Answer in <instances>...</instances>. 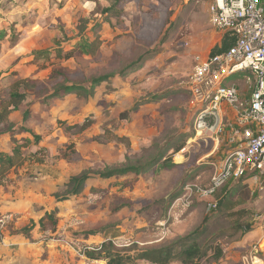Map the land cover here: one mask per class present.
I'll return each instance as SVG.
<instances>
[{
    "label": "rangeland",
    "instance_id": "rangeland-1",
    "mask_svg": "<svg viewBox=\"0 0 264 264\" xmlns=\"http://www.w3.org/2000/svg\"><path fill=\"white\" fill-rule=\"evenodd\" d=\"M115 1L0 0V29L6 30L0 38V87L20 76L40 77L52 84L51 67L34 64L32 51L55 46L54 39L62 38L61 29L68 37L64 45L71 47L81 19L86 17L88 27L99 22L96 33L104 40L102 58L80 68L74 59H54L69 69L71 79L113 72L146 51H157L139 68L102 83L92 96L67 94L38 103L29 95L21 109L11 114L14 127L0 135V150H10L16 140L31 137L22 131L26 127L41 135L40 144L47 148L48 157L41 164L26 163L0 185V264H107L85 256L83 247L106 239L118 247L135 242L142 247L157 246L198 229L205 220L200 238L218 234L225 249L220 264H264V179H248L243 183L247 188L241 186L240 192L236 190L240 184H230L235 196L241 194L244 200L235 208L245 211L238 231L232 228L237 217L229 216L220 206L209 207L198 197L189 209L172 208L175 199L171 200V194L181 188L186 171H198L196 179L188 182L207 184L213 174L211 162L222 156L219 148L200 159L212 151L214 143L211 138L204 140L203 133L194 140L199 111L187 88L197 55L216 53L225 40L233 43L229 34L210 23L211 0H125L119 5L123 10L119 16L105 12ZM246 74L235 73L224 84L239 83L247 89ZM135 105L137 110L130 112L128 119L120 118ZM27 107L31 114L24 122L23 109ZM87 117L93 122L84 132L72 134L66 129ZM224 123L228 125L229 120ZM107 128L128 137L130 145L95 140L94 136ZM176 136L187 138L185 148L174 156V162H183V167L155 166L144 174L92 177L81 193L55 201L54 194L65 188L70 176L87 168L141 161L154 153L155 144ZM71 142L75 152L71 159L63 158V150L71 153L67 149ZM56 206V232H44L37 226L31 239L11 232L10 224L23 227ZM91 230L98 231L85 238L84 233ZM257 242L259 250L253 252Z\"/></svg>",
    "mask_w": 264,
    "mask_h": 264
},
{
    "label": "trees",
    "instance_id": "trees-1",
    "mask_svg": "<svg viewBox=\"0 0 264 264\" xmlns=\"http://www.w3.org/2000/svg\"><path fill=\"white\" fill-rule=\"evenodd\" d=\"M124 1L125 0H116L114 5L105 9V12L113 11L116 16H119L123 11L120 9L119 5ZM80 22L81 24L78 26V31L75 35L77 40L71 43V47L67 48L64 45L63 41L67 40L68 37L64 29H61L62 38L54 39L53 42L55 46L35 49L31 53L33 56L32 62L37 64L39 68H45L46 66L51 67L50 81H54L52 84L47 83L44 79H40V77L20 76L0 87V135L8 132L10 128L14 127L10 116L14 111L21 109V106L29 95L33 96L34 101L38 103H45L67 94L89 97L95 94L96 88L102 83L111 81L116 76H125L128 72L142 66L147 58L157 53V51L153 50L146 51L136 59L125 62L122 67L113 72L101 73L84 80L71 79L68 75L69 69L61 63H55L54 59H74L80 68L82 65L87 67L93 62L100 61L102 58V45L104 40L100 34L96 33L99 22H94L91 27H88L89 19L87 17L81 19ZM5 33L6 30L1 28L0 38L3 37ZM231 40L233 41L232 38ZM231 44L232 42L228 44L225 40L220 50L228 48ZM218 51L219 50L215 52ZM41 60L44 63H41ZM46 63L48 65H46ZM2 73L3 71L0 72V76ZM243 91L244 94H248L247 89ZM159 97L160 95L154 98ZM137 106L138 105H135L130 110L122 112L120 118L128 119L130 117V112L136 111ZM30 114V107L23 109L24 122ZM92 122L93 119L87 117L80 123L67 125L66 129L73 132L72 134L84 132L92 125ZM213 122L214 120H210V123ZM6 125L8 127L7 129L4 128ZM22 131L28 132L33 138L28 136L23 137L16 140L14 146H12L10 150H0V185H5L10 181L11 174L20 170L26 163L33 161L41 164L44 163L48 157L47 148L40 144L42 141L41 135L26 127H24ZM94 138L101 143L118 141L130 145L128 137L121 136L109 128L96 134ZM186 140L187 138L185 136L179 138L176 136L167 139L162 145L155 144L156 149L154 153L141 161H127L113 166L107 165L102 169H84L70 176L69 180L65 183V188L54 194L55 201L57 203L65 201L81 193L86 186L87 180L92 177L111 178L129 173L144 174L155 166L169 169L183 167L184 163L174 162V156L185 147ZM33 145L37 146L35 150L31 149ZM73 147L74 143H69L67 149L70 148L71 153H67V151L63 150L61 152L63 158L71 159L70 155L75 152ZM253 175L254 172H249L238 179H230L215 194V199L222 211L226 212L231 217H237L235 219L236 223L232 227L236 231L242 227L239 220L240 217H243V212L245 211L244 209L236 210L235 208L238 204L244 203V200L240 198L241 194L237 193L238 195L235 196V191H233L230 184H240L237 185L238 187L236 186V190L240 192L242 189L241 186L247 188V185H243V183L246 184V181ZM197 176L198 171L196 169L192 168L187 170L182 179L181 188H183L189 180L196 179ZM209 183L210 181L202 185L208 186ZM181 188L175 190L171 194L170 198L172 201L180 196ZM58 210V206H56L51 210H46L38 220L31 219L28 224L20 228L10 224L9 228L12 230L11 232L13 234H22L28 239L32 238L33 230L37 226L44 232L48 230L56 232ZM205 222L198 229L157 246L142 247L135 242L128 246L118 247L112 239H106L97 244H86L83 247V254L92 260H105L107 264H134L140 260L144 261L145 264H172L173 262H180L181 264H220L224 258L225 249L216 237L218 234L206 237L205 240H201L200 238L204 232ZM97 231L98 230H91L85 232V238L96 234Z\"/></svg>",
    "mask_w": 264,
    "mask_h": 264
},
{
    "label": "built area",
    "instance_id": "built-area-1",
    "mask_svg": "<svg viewBox=\"0 0 264 264\" xmlns=\"http://www.w3.org/2000/svg\"><path fill=\"white\" fill-rule=\"evenodd\" d=\"M208 12L212 26L229 34L233 43L216 53L196 56L187 80L191 102L199 111L196 129L199 133L214 130L217 137L223 133L226 126L217 119L223 105L233 107L238 116L230 124L232 146L220 159L211 162L213 174L209 185L188 182L184 194L173 201V209L191 208L196 197L216 209L215 194L230 179L249 172H254L249 179H264V0H211ZM238 72L247 73L246 99L240 84H224ZM209 116L216 121L210 123ZM259 246L255 244L253 252Z\"/></svg>",
    "mask_w": 264,
    "mask_h": 264
},
{
    "label": "crops",
    "instance_id": "crops-1",
    "mask_svg": "<svg viewBox=\"0 0 264 264\" xmlns=\"http://www.w3.org/2000/svg\"><path fill=\"white\" fill-rule=\"evenodd\" d=\"M9 1L12 2L13 0H9ZM248 95H249V93L248 94H244L243 93L242 96H243V98L246 99V98H248ZM237 116H238L237 111L233 107H229L227 105H223V107H221L219 109V117H217V119H218V121H222L223 124L226 126L225 127V130H224L223 133H221L220 135H218V137L216 135V131H214V130H209L208 129L207 131H204L203 132V136H205V139L204 140H206L207 138H211L213 140L214 147H213V149H212L211 152H209L207 154H204L200 159L208 158L210 155H212L215 152V150H217L219 148H221V150H219V152L221 153V155H224V153L232 146V144L230 143V136H231V126H230V124L236 121ZM209 118L211 120H214L215 119V121H216V118L215 117L209 116ZM224 119L229 120L228 125L224 123ZM200 133L199 132L197 133V136H196V138H194V140H196L197 138H199L198 136H200ZM221 142H223V144L225 146L220 147V143ZM1 150H6V149H1ZM256 244H259V242H257Z\"/></svg>",
    "mask_w": 264,
    "mask_h": 264
},
{
    "label": "bare ground",
    "instance_id": "bare-ground-1",
    "mask_svg": "<svg viewBox=\"0 0 264 264\" xmlns=\"http://www.w3.org/2000/svg\"><path fill=\"white\" fill-rule=\"evenodd\" d=\"M177 157V156H176Z\"/></svg>",
    "mask_w": 264,
    "mask_h": 264
}]
</instances>
